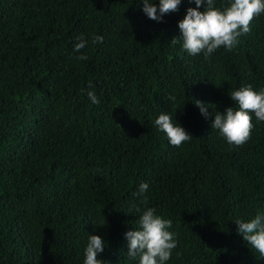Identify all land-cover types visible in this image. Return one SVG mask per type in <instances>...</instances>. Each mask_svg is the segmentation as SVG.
<instances>
[{
    "label": "trees",
    "instance_id": "obj_1",
    "mask_svg": "<svg viewBox=\"0 0 264 264\" xmlns=\"http://www.w3.org/2000/svg\"><path fill=\"white\" fill-rule=\"evenodd\" d=\"M190 7L157 22L143 0H0V264H84L89 234L106 241L105 264H139L133 204L172 220L165 264H264L234 222L264 213V121L250 113V139L230 146L195 103L214 117L235 107L231 91L264 89V13L205 59L171 42ZM163 112L193 138L171 145Z\"/></svg>",
    "mask_w": 264,
    "mask_h": 264
},
{
    "label": "clouds",
    "instance_id": "obj_2",
    "mask_svg": "<svg viewBox=\"0 0 264 264\" xmlns=\"http://www.w3.org/2000/svg\"><path fill=\"white\" fill-rule=\"evenodd\" d=\"M195 4L196 7L188 8L185 17L178 22L182 36L173 38L171 42L182 40V47L189 55L203 53L205 59L222 46L231 51L239 42L238 38L251 31L250 25L254 18L264 13V0H231L230 5L223 10L215 6V0H195ZM180 5L181 0H159L158 6L153 0H143V12L150 19L162 22L165 14L178 11ZM202 6L205 8L203 12L199 10ZM76 39L78 42L74 45V51L79 55L75 59L87 60V55L81 50L86 48L88 40L83 34ZM102 42V36L92 38L94 44ZM89 87H92L91 82ZM229 95L235 107H228L224 113L216 111L214 117L209 111L212 104L199 100L195 103L203 116L214 118L211 127L219 130L230 146H242L250 139L254 127L250 113H254L258 122L264 121V89L256 91L252 84H247L231 91ZM87 96L93 104L100 103L94 91H88ZM155 126L166 133L173 146L178 147L193 138L178 121L173 122L168 112L159 115ZM148 189L149 184L142 183L134 194L141 197L140 204L145 206ZM132 210L141 214L137 220L138 227L125 233L129 248L127 256L132 259L139 257V264H165L178 246L176 234L169 231L173 227L172 220L157 215L156 209L152 207L142 209L138 204H133ZM234 222L238 226V234L252 249L264 256V213L248 221L236 219ZM105 247L106 241L100 235L89 234L84 264H105V261L98 259Z\"/></svg>",
    "mask_w": 264,
    "mask_h": 264
}]
</instances>
